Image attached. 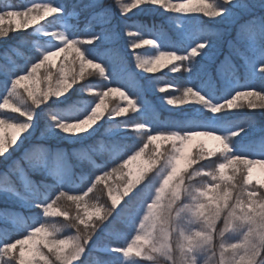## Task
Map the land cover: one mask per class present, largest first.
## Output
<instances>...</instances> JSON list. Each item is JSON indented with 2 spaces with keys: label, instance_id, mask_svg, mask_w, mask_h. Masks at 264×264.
Listing matches in <instances>:
<instances>
[{
  "label": "trees",
  "instance_id": "16d2710c",
  "mask_svg": "<svg viewBox=\"0 0 264 264\" xmlns=\"http://www.w3.org/2000/svg\"><path fill=\"white\" fill-rule=\"evenodd\" d=\"M31 2L55 4L61 9L59 14L49 18L56 26L59 20L66 19L70 12H77V18L73 20L87 33L80 40L99 37L93 44L80 45L81 51L88 59L101 64L105 73L104 76L99 73L91 76L88 72L94 70L89 69L85 73V79L78 81L66 95L60 98L52 97L40 108L31 105V102L23 97L24 104L34 115V120L30 130L24 135L23 142L18 146L12 145L10 152L0 157V180L8 174L11 178L8 183H14L20 193L19 196H12L0 192V210H8L4 220L0 219V238L14 242L17 238H23L22 236L32 228L41 225L50 228L60 227L61 231L56 235L61 238L75 235V229L64 226L67 222L63 217H44L43 206L52 202L61 192L79 195L87 191L96 176L118 166L142 147L151 131L188 132L204 125L206 130L228 137L230 152L221 154L217 152L215 156L203 160L199 159L200 153L197 152L196 163L182 177L179 198L171 209L167 207L162 212V217L169 223L170 228L171 264H192L195 255L185 250V244L186 238L195 233L206 234L205 239L196 241V247L205 243L210 252L203 262H198L195 258L196 264H239L247 251L243 245L264 240V207L258 202L264 200V193L261 190L256 191L252 182L246 183L251 163L238 162L235 167L239 171L233 172L235 179L230 183L214 180L213 172L219 163L227 162L231 156L248 159L264 157V110L248 109L246 100L237 102L238 105L244 106L223 110L214 116L209 113L201 114L204 105L190 103L170 106L166 103L167 98L170 95L182 96L185 87L193 88L204 96L208 103L215 101L198 90L197 85L190 84L187 80L190 77L183 78L182 88L178 86L177 78L184 73L183 66L178 73L168 69L171 65L160 67L155 73H146L143 69L137 68L135 57L139 56L141 60L150 59L161 51L187 55L192 48L207 41L208 47L195 57L200 63L194 70L200 73V83L207 78L208 72L211 73L208 85L216 93V101L222 104L239 91H256L264 94V72L260 70L264 67V60L250 53V41L245 35L253 17L264 18V0H232L228 4L224 3V0H209L224 11L222 16L215 19L204 17L201 13L168 12L148 4L122 15L123 9L130 5L131 0H120L119 5L115 0H0V11L4 8L23 10L30 7ZM173 2L180 3L184 0ZM189 15L199 21L200 26L197 30L208 35L204 41L194 43L189 36V28L185 24V19ZM0 30L8 34L7 37H0V103H2L12 79L26 72L28 67L42 56L33 46L36 38L33 27L17 30L13 24H5L0 26ZM252 30L259 33L258 26L250 31ZM128 32L136 33V36L130 37L127 35ZM157 36L164 37L168 46L163 47ZM259 37L264 44V34H259ZM141 39H151L155 45H143L133 52L131 45ZM230 39L238 47L231 46ZM239 47L244 49L246 57L239 55L237 49ZM262 51L264 54V49ZM59 61L56 63L57 68L53 69L54 85ZM251 67L256 68L258 72V82L254 89L250 87ZM44 73L45 70L41 69L42 80ZM230 73L243 80L239 87L232 81L235 78ZM109 87H118L133 98L138 111L134 113L129 109L125 116L116 119L106 115L95 125L93 134L74 143L61 141L50 134L52 127L59 122H74L85 118L98 101L99 94ZM161 87L166 89L164 93L159 91ZM93 92L96 95L90 94ZM106 104L109 111L120 106L127 107L126 101L117 93L109 96ZM148 105L151 106L149 110L146 109ZM2 111L3 108H0V112ZM254 112L259 122L249 125L244 123L245 117ZM137 127H140V131H136ZM237 132L239 135H233ZM8 138L11 139L10 136ZM37 148L46 151L49 165L43 170L29 172L33 184L25 191L18 179V173L20 170H29V156L26 153ZM57 156L60 157L59 167L54 163ZM138 166H142V161L136 162L134 170ZM162 167L161 157L145 180L128 196L122 197L121 203L115 209L111 208L103 184L89 194L94 196L95 200L89 201L87 197L85 198V202L89 203L106 202L111 213L101 224L108 233L100 238L97 230L88 247L98 243L104 244L106 240L120 243L123 236L129 234L132 229L131 219L146 198L153 176ZM10 168L13 169V175L9 173ZM109 183H112L114 188L122 187L115 177ZM218 183L220 187L216 193L206 198L199 195L201 191H207L209 186L216 187ZM200 205H203L202 210ZM65 208L74 216L82 210L83 204L78 209L72 202L61 200L54 206V210L57 211H63ZM2 246L0 243V247ZM44 251L47 253L46 249ZM10 255L18 256V251ZM98 256L108 259L111 256L118 257L119 254L98 253ZM25 257L30 258L27 255ZM7 259L5 257V260Z\"/></svg>",
  "mask_w": 264,
  "mask_h": 264
},
{
  "label": "snow or ice",
  "instance_id": "6c2138e0",
  "mask_svg": "<svg viewBox=\"0 0 264 264\" xmlns=\"http://www.w3.org/2000/svg\"><path fill=\"white\" fill-rule=\"evenodd\" d=\"M232 0H224V3H231ZM117 5L120 0H115ZM153 5L163 8L165 11L173 13H201L204 17L215 19L224 14L222 8L217 7L209 0H184V2L174 3L173 0H131L130 5L123 9L122 15H127L133 9L142 5ZM61 9L53 7L46 3H32L30 7L23 10L4 8L0 11V21L5 18H19L20 25L23 29H27L29 25L36 22L45 20L48 16L59 14ZM18 26V27H19ZM259 34H264V18L253 17L248 25V32L257 27ZM7 33L0 30V37H7ZM130 37L136 36V33L128 32ZM99 37L83 40H65L62 47L56 51L44 54L36 63L31 64L26 72L16 75L11 81V91L7 96L2 99L0 108H11L17 116H11L0 119V129L11 128L14 129V134L11 139L6 135H0V157L6 156L10 152L12 145H17L18 139L30 130L34 115L31 112L22 110L18 105L17 100L26 97L31 105L40 108L46 104L50 98L66 95L78 81L85 79V73L89 69L94 70L88 72L89 75L99 73L104 76V67L91 59H88L84 52L81 51L80 45H88L95 43ZM143 45H155L151 39H141L131 45V49L135 52ZM208 47V42L205 41L190 50L188 55H178L175 52L161 51L150 59L141 60L139 56L135 57L137 68L143 69L146 73H155L160 67H168L173 73L181 72V66L184 71H189L186 61H192L195 57L199 56L201 52ZM59 61L58 74L56 75V84L53 81V69L57 68L54 61L61 58ZM193 64V70H194ZM41 69L45 70L43 80L41 79ZM264 72V67L260 69ZM25 82H30L31 87L27 86ZM42 85H45L42 87ZM22 89V90H21ZM164 93L166 89L161 87L159 89ZM113 93H117L127 103V107H117L111 111L108 110L106 99ZM96 95V93H90ZM246 100L248 109H261L264 110V94L256 91H239L231 99L226 102L212 106L204 96L196 92L191 87L183 89L182 96L170 95L166 103L170 106L198 104L207 105L212 113H219L223 110H232L237 107L244 106L238 105V101ZM129 109L132 112H137L138 108L133 98H130L124 91L118 87H109L107 90L99 94L98 101L92 107L90 113L83 119L74 122H59L55 126L66 135H79L89 131L98 122H100L106 115L110 118L116 119L125 116ZM23 121H20V118ZM136 131H140L137 127ZM147 131V130H145ZM233 135H239V132ZM206 138L214 140L217 146L209 150L203 141L195 144L194 151L190 150L189 146L196 138ZM159 142V143H157ZM165 143L172 145L171 149L164 147ZM163 149V151H161ZM200 153L199 159L203 160L211 156H215L217 152L229 153L230 147L227 140L218 134L209 130H193L184 133L176 131H158L146 136V141L142 147H139L133 154L129 155L118 166L112 167L110 171H106L101 175L96 176L94 183L87 191L79 195H68L61 192L52 202L43 206L42 212L44 217L60 216L63 217L67 223L65 227L75 229V235L66 236L61 238L56 235L61 231L60 227L36 226L32 228L23 238L14 240H4L0 238V264H108L103 258H97V255H89L85 258L88 251V245L92 241L93 236L99 229L100 225L104 223L111 214L106 202L89 203L85 202L87 197L89 201L96 198L89 194L94 191L99 185L103 184L107 192L108 200L111 203V208L115 209L121 203L122 197L128 196L137 185L148 176V174L156 167L158 162L163 158V165H166V173L162 176L159 187L156 189L155 198L147 205V211L138 225V229L131 239L130 243L119 244L117 247L111 248L113 252L122 254L124 258L132 260L133 254L136 257H144L148 260L151 257L148 255V249L152 248L153 231L156 221L159 219L160 212L157 211L160 198L164 193V189L168 187L169 180L172 177H179L182 179L183 175L192 169L196 163V154ZM26 155L29 156V170H20L18 179L23 184L24 190L28 191L33 181L29 178L30 171H40L48 167L49 157L44 149L37 148ZM137 161H142V166H138L134 170V165ZM241 164H264V159H248L240 156H231L227 162L219 163L213 172V179L219 182H232L235 179L233 172H238L239 169L235 166L237 163ZM57 167L60 165V157L57 156L54 160ZM15 167V166H13ZM9 173L13 175V169H9ZM207 174V173H206ZM17 179V176L14 175ZM115 177L116 181L121 183L122 187H115L109 181ZM10 176L5 174L3 179L0 180V192L10 194L12 196H19L14 183H8ZM246 183H251L250 178H246ZM179 187V186H178ZM220 187L218 183L216 187L209 186L207 191H201V197H209L210 194L216 193ZM264 188V185H260ZM259 195V193H257ZM61 200H67L76 205L79 209L83 204L81 211L72 216L69 209L65 208L63 211L54 210V206ZM264 207V200L258 201ZM39 207V205H37ZM201 210L203 205L199 206ZM8 210H0V219L5 218ZM151 225V228H150ZM206 234L195 233L193 236L186 238L185 250L193 253L196 247V241L205 239ZM210 239V238H209ZM247 248L246 254L241 257L239 264H264V240L260 243L243 245ZM98 252L104 251V245L98 243L96 246ZM235 247V246H234ZM44 249L47 250L45 253ZM13 250H18V256H12ZM153 251L156 249L152 248ZM31 253L30 258L25 257V252ZM5 257L8 259L5 260ZM192 264H196L195 257H193Z\"/></svg>",
  "mask_w": 264,
  "mask_h": 264
},
{
  "label": "rangeland",
  "instance_id": "374dc122",
  "mask_svg": "<svg viewBox=\"0 0 264 264\" xmlns=\"http://www.w3.org/2000/svg\"><path fill=\"white\" fill-rule=\"evenodd\" d=\"M51 5L54 7V4H51ZM77 15L78 14L75 11L70 12L66 19L59 20L58 26H56V24L54 25L52 23V21L49 20V18L52 16H48L44 21H39V22H36L32 25H29V27H33V33L36 36V38L33 41V46L35 47V49L39 52V54L41 56H43L44 54H48L49 52L56 51L58 48L63 46L65 40H68V41H71L73 39L79 40L81 37L87 35V33L83 29H78L76 31L78 24L75 23L72 19H75L77 17ZM53 16H55V15H53ZM5 24L6 25L13 24L17 30H19L20 28L23 29L22 26H19L20 25V19L19 18H5L3 21H0V26H4ZM185 24L189 28V36L191 37V39L194 40V43L204 41L208 37L206 32L197 30V28L200 26L199 21L197 19H195L194 17H192L191 15H189L185 19ZM23 30H25V29H23ZM16 34H17V32H16ZM245 35H246L247 39L250 41L249 51L252 53H255V55L260 57L261 56L262 43H261V39H258L259 36L256 35L255 32H248V30H247ZM157 39L160 43H162L163 47L168 46L166 44V40L164 37L157 36ZM229 41H230L229 44L231 46L238 47V46H236V44L233 43V40L230 39ZM242 49L243 48H240V47L238 48L239 55L245 56L244 50H242ZM226 57H228L227 54L225 55V58ZM59 59L60 58H57L54 61V63L56 64L59 61ZM199 63H200L199 60L195 59V58L192 61H189V62L186 61L185 62V64L188 66L190 71H189V73H188V71L187 72L184 71L185 74L182 73V75L177 78L178 86L180 88H182L184 86V83H183L184 79L183 78L185 76L190 77L189 79H187L190 84L191 83L195 84L197 82V78L199 77V71L193 70V64L195 67H198ZM204 69H202V70H204ZM230 74L235 78L232 81H234V84L236 85V87H239V85H241L243 83V80H241L238 77H235V75L233 73H230ZM93 75H91V76H93ZM210 75H211V73L208 72V74L206 75L207 78L203 81V83L198 82V87L200 89L204 90V92L209 97H211V99H214L215 103H208V104H210L212 106H216V105H219L220 103L215 100L216 93L213 92L211 90V87L208 85V82L210 80ZM252 75H253V83H252L253 86H252V88L254 89L255 85L257 83V77H256L257 73L255 70L252 72ZM25 84H28L31 87L30 82H25ZM10 91H11V87L5 91V97L7 96L8 92H10ZM172 93H175V92H172ZM112 102H110V103H112ZM17 103L21 107L22 110L30 112V108L24 104L23 98L20 100H17ZM146 109H148V110L151 109V106L148 105V107ZM202 113H209L213 116L215 115L214 113H212L209 110L207 105H204L202 107L201 114ZM17 115H18V113L13 112L11 110V108H3V111L0 112V119L11 117V116H17ZM20 121H23L22 117L20 118ZM254 122L255 123L259 122V118L255 112H254V114H251V115H248L247 117H245L244 123H246L247 125H249L250 123L252 124ZM196 130H206V128L204 125H202V126H200V128H197ZM94 131H95V126L92 127L89 131H86V132L79 134V135H66L63 132H61L56 126L55 127L53 126L52 129L50 130V134L54 135L57 139H59L61 141H64V142L67 141L69 143H74L80 139L87 138L88 136L93 134ZM184 132H178V133H184ZM152 133H155V131H151V134ZM213 133H215V132H213ZM13 134H14V129L6 128V127L3 129H0V135H6V136L8 135L11 138V136ZM215 134H218V133H215ZM24 135L20 138V140L18 139L16 146L20 145V143L23 142ZM218 135H220V134H218ZM223 137L228 142V139H227L228 137H225V136H223ZM200 141H203L209 150H212L213 148H215L217 146V143H218L214 140H209L206 138L199 137V138H196L192 142V145L189 146L190 150L194 151L195 149L193 146L195 144L199 143ZM157 143H159V142H157ZM164 147L170 150L172 145L170 143H165ZM260 158L264 159V157H262V156ZM165 173H166V165H163V167L161 169H159L156 172V174L153 176V178L150 182V187H148V190H147L146 198L144 199L142 204L139 206V208L136 210L135 214L133 215V217L131 219V228L132 229L129 232V234L123 236L120 243L118 241H114V240L104 241L105 243L104 244L102 243L104 245V251L103 252H98L96 250L95 244H93L92 246H89L88 251L85 254V257L88 258L89 255H97V258L105 259L106 261H108V264H171L172 263V246H171V240H170V228H169V223L163 219L162 212L167 207L169 209H171L173 207V205L175 204V202L177 201V199L179 198L181 183H182V181H181L182 179L179 177H172L169 180L168 187L164 189V193L160 198V202H159L158 207H157V211L160 212V216H159V219L155 223V227L152 229V231H153L152 248L156 249V251H153L152 248L146 250L148 255L151 257L150 260H148L144 257H136L134 254L131 257L132 260H128V258H124L122 256V254H119V253H118L119 254L118 257L111 256L108 259L106 257L98 256V253H102V254L117 253V252H113L111 250V248L117 247V246H119V244H127V243L131 242V239L134 238V235L138 229V225H139L140 221L142 220L144 214L147 211V205L149 203H151L152 200L155 198L156 189L159 187L160 180H161L162 176L165 175ZM248 177L251 179V182L254 184L253 187L255 188V190L256 191L261 190L262 193H264V188L260 187V185H264V164H252V167L248 170ZM103 228H104V226L101 225L99 227L100 230L98 229L100 238H102L103 235L108 233L107 229L106 228L103 229ZM150 228H151V225H150ZM103 230H105V231H103ZM15 251H18V250H13V252H15ZM193 253H194L195 258L197 259L198 262H203L210 255V252L208 250V245L205 243H201L200 245H198L194 249ZM25 255L31 256V253L26 251Z\"/></svg>",
  "mask_w": 264,
  "mask_h": 264
},
{
  "label": "bare ground",
  "instance_id": "6f19581e",
  "mask_svg": "<svg viewBox=\"0 0 264 264\" xmlns=\"http://www.w3.org/2000/svg\"><path fill=\"white\" fill-rule=\"evenodd\" d=\"M249 32H255L256 33V35H258L259 36V33H258V31L257 30H252V31H249ZM155 124V123H154Z\"/></svg>",
  "mask_w": 264,
  "mask_h": 264
}]
</instances>
